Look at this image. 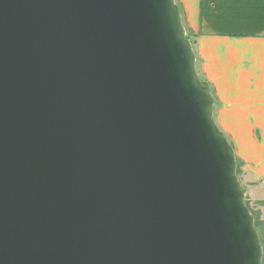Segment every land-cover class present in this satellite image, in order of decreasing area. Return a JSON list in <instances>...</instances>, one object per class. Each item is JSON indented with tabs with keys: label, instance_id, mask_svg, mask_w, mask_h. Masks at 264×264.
<instances>
[{
	"label": "water",
	"instance_id": "water-1",
	"mask_svg": "<svg viewBox=\"0 0 264 264\" xmlns=\"http://www.w3.org/2000/svg\"><path fill=\"white\" fill-rule=\"evenodd\" d=\"M175 0H0V264H262Z\"/></svg>",
	"mask_w": 264,
	"mask_h": 264
},
{
	"label": "crops",
	"instance_id": "crops-1",
	"mask_svg": "<svg viewBox=\"0 0 264 264\" xmlns=\"http://www.w3.org/2000/svg\"><path fill=\"white\" fill-rule=\"evenodd\" d=\"M175 2L241 186L264 216V0Z\"/></svg>",
	"mask_w": 264,
	"mask_h": 264
},
{
	"label": "rangeland",
	"instance_id": "rangeland-1",
	"mask_svg": "<svg viewBox=\"0 0 264 264\" xmlns=\"http://www.w3.org/2000/svg\"><path fill=\"white\" fill-rule=\"evenodd\" d=\"M186 38H188L187 35H186ZM187 40L190 42L189 38ZM193 51H194V49H193ZM198 75H199V73H198ZM199 78H200V82L202 83V85L209 90L207 84L202 80L200 75H199ZM214 111H215V105H214ZM213 119L215 121V118H213ZM242 191L245 194L243 188H242ZM245 205L249 209L250 215L252 216V218L254 220V225H255V219H256V217H258L259 220L261 221L262 225H263V232H264V216L262 215V211L260 209V206L262 207V205L258 202H255L254 200L250 199V197L248 195L247 196L245 195ZM255 229H256V227H255ZM256 231H257V229H256ZM257 234L259 236V231H257ZM259 239H260V236H259ZM260 243H261V239H260ZM261 246H262V243H261ZM262 250H263V246H262ZM263 254H264V250H263ZM262 264H263V255H262Z\"/></svg>",
	"mask_w": 264,
	"mask_h": 264
},
{
	"label": "trees",
	"instance_id": "trees-1",
	"mask_svg": "<svg viewBox=\"0 0 264 264\" xmlns=\"http://www.w3.org/2000/svg\"><path fill=\"white\" fill-rule=\"evenodd\" d=\"M237 165H238V163H237ZM237 175L239 177L238 170H237ZM255 227H256L257 231H259V236H260L261 243H262L263 250H264V232H263V225H262V223H261V221L259 220L258 217H256V219H255ZM263 264H264V254H263Z\"/></svg>",
	"mask_w": 264,
	"mask_h": 264
}]
</instances>
